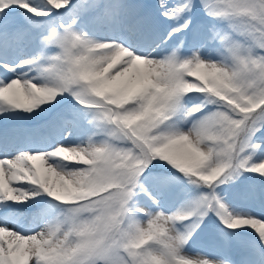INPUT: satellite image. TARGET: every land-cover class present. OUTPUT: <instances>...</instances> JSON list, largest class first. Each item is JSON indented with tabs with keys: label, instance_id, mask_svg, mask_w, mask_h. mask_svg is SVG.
Instances as JSON below:
<instances>
[{
	"label": "snow or ice",
	"instance_id": "obj_1",
	"mask_svg": "<svg viewBox=\"0 0 264 264\" xmlns=\"http://www.w3.org/2000/svg\"><path fill=\"white\" fill-rule=\"evenodd\" d=\"M0 264H264V0H0Z\"/></svg>",
	"mask_w": 264,
	"mask_h": 264
}]
</instances>
